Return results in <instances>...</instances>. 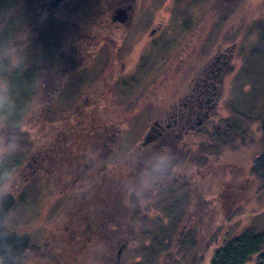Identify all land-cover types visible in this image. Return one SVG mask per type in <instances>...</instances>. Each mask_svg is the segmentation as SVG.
<instances>
[{
	"label": "flooded vegetation",
	"instance_id": "af4514ba",
	"mask_svg": "<svg viewBox=\"0 0 264 264\" xmlns=\"http://www.w3.org/2000/svg\"><path fill=\"white\" fill-rule=\"evenodd\" d=\"M51 1L46 4L48 11L54 9L50 6ZM76 1L80 5L78 18L83 23L90 21L103 25H96L98 28L89 27L97 28V31L89 32L90 35L86 34V37L92 41L98 39V43L89 44L85 57H78L72 50L67 54L61 53L55 69L57 75L70 73L81 65L84 76L75 73L69 75L71 79L76 76H87L90 81L110 78L108 88L114 87L116 91L120 79L124 82L126 79L134 80L136 72H139L135 62V48H128L124 43L126 34L132 28L134 4L139 0ZM117 9L124 10L126 19L119 21L114 18ZM125 28L128 30L120 43L109 36L113 30ZM155 30L151 29L148 36L142 33L143 40L150 39ZM213 48L211 55L203 62L204 45L199 44L196 59L190 67H186L188 62H182L180 68H172L177 74L174 80L168 79L170 83L166 84L163 108L147 123L143 134L140 133L141 136H137L135 142L126 148L120 143L122 130L118 126L122 122L119 121L115 124L102 122L98 127L92 123L87 133H72L67 129L68 126L80 128L79 122L73 121L72 115L66 118L61 111L52 108L51 99L55 97L58 86L54 87L45 104V90L50 82L45 85L43 64L40 65V61L36 63L41 66V69L37 68L36 74H29L27 70L24 72L21 82L27 89H31V93L36 91V97L29 100L26 114H31V121L40 125L37 152L35 156H30L33 164L26 174L33 176L44 173L50 164L47 172L53 173L56 192L60 196L70 193V197L58 220L59 227H56L55 235L48 240L50 243L47 242L44 249L28 248L14 264H92V259L98 256L96 264H114L119 245L125 241L128 245L129 241L122 228H119V221L124 220L123 211L130 210L132 216L140 211L139 198L130 201L122 198L125 190L128 193L133 191L135 195L146 190L148 197L164 190L169 193L167 197L176 196L173 202L180 203L183 210L196 206V212L220 201L229 205L227 214L238 208H235L237 202L242 207L246 201L242 194L251 195L254 190L260 196V208L264 209V179L252 166L264 142L261 128L264 103L260 114L254 111L253 115L251 104L239 96L242 93L237 91L238 97H234L236 92L229 82L234 71L233 46L218 44ZM140 58L145 59L144 55ZM184 60H189L188 54ZM87 66L89 71H86ZM140 70L145 78L150 76V72L145 73V65H140ZM30 76L35 81L33 86L29 85ZM96 106L97 102L73 108L80 113L91 112V117H94L99 116ZM155 109L153 105L149 106L150 111ZM47 119L54 125H44ZM254 119H259L258 125L253 123ZM61 127L67 131L60 130ZM0 128V136L3 137L5 127L1 125ZM161 153L173 156L172 167L164 174L153 170ZM18 174L23 176L22 172ZM131 178L132 189L127 190L125 183L128 186ZM114 194L117 196L114 197ZM237 195L242 196L236 201ZM110 210L116 214L112 215ZM261 212L264 213L263 210ZM111 225L118 227V231L110 232L113 228ZM178 234L172 242L173 246L178 243L183 230ZM191 240L188 237L187 242H184V252L188 259L190 257V264H214L218 248L228 242L219 244L208 261L202 257L207 250L205 243H198V250L190 249ZM30 246L33 247L32 237ZM257 252L243 264H264V256L252 262ZM119 264H122V259Z\"/></svg>",
	"mask_w": 264,
	"mask_h": 264
},
{
	"label": "rangeland",
	"instance_id": "374dc122",
	"mask_svg": "<svg viewBox=\"0 0 264 264\" xmlns=\"http://www.w3.org/2000/svg\"><path fill=\"white\" fill-rule=\"evenodd\" d=\"M12 1L16 6L10 11L4 10L5 14H0V28L3 24L1 17L10 26L13 25V36L10 42L17 49L23 43L18 39L19 35L24 31L27 32L29 44L26 49L25 71L36 74L37 68L41 69V66L38 65V67L36 63L40 61V65L43 64L45 85L50 82L45 90V104L48 103L47 99L52 95L54 87L58 86L55 97L51 99L52 108L61 111L66 118L72 115L73 121L79 122L80 128L68 126L67 129L72 133L85 134L90 130L92 123L98 127L102 122L115 124L119 121L122 122L118 126L122 130L119 136L120 143L125 148L133 144L137 136L140 137L139 134H143L147 123L151 122L163 108L166 84L170 83L171 78L174 80L177 74L172 68H180L182 62H188L186 67H190L196 59V48L202 43L204 45L203 62L211 55L216 45L233 46L234 71L231 73L229 82L235 89L234 97H238L237 91H239L242 93L239 96L251 104L253 115L254 111L258 114L261 112L264 103V0H139L134 4L132 28L124 40L126 47L136 50L135 62L136 66H139L137 70L139 72H136L134 80L126 79L124 82L120 79L116 91L114 87L108 88L110 78L90 81L87 76L83 78L76 76L71 79L69 75L84 74V72L81 73L83 67L81 65L70 73L57 75L58 72L55 69L61 53L67 54L72 50L78 57H85L89 44L98 43V39L92 41L86 37V34L90 35L89 32L97 31V28L103 25L90 21L83 23L82 19L78 18L80 5L76 0H63L50 11L46 4L51 0ZM112 4L115 5V3ZM95 26L96 29L89 28ZM151 29H156L153 36L143 40L142 36H148ZM127 30V28L113 30L109 36L120 43ZM44 31L49 33L46 37H51L46 42H42L45 37ZM105 47L108 48L106 45ZM186 54L189 57L188 61L184 60ZM142 55L145 58L143 60L140 58ZM140 65H145L146 74L150 72V76L145 75L149 79L144 77ZM85 68L86 71L90 70L88 66ZM25 71L14 70L12 73L14 77L21 78L25 75ZM33 79L29 77L30 86L35 85ZM30 94L32 99L36 91ZM94 100L98 104L96 109L99 116L91 117V112L80 113L73 108L76 105L95 104ZM150 105L157 109L150 111ZM105 107L108 108L105 110ZM45 114L48 115V113ZM29 115H24L18 132L14 134L16 138L13 137L12 141H8V131L0 122V127L3 125L6 132L3 137L0 136V151L3 152L0 161L4 158L11 159L12 156L19 157L16 169L6 181L11 183L15 203L5 219V224L20 232L28 231L33 245L30 249L35 250L44 249L46 243H50L48 240L55 235L58 220L66 207L70 193L60 196L56 192L53 173L47 172L50 164L45 168L46 172L27 176L28 168L33 164L30 156H35L37 152V140L40 133V125L36 121L32 122ZM35 118L37 119V116ZM258 120L254 119L253 123L258 125ZM50 122L47 119L44 125L53 126L54 124ZM60 130L67 131L65 127H61ZM19 172H22L23 176L22 174L20 176ZM131 181L132 178L128 186L127 182L125 183V189H132ZM145 192L146 190H142L139 196L133 194V191L128 193L125 190L123 197L121 196L126 201L140 199L139 213L132 216L131 211L126 209L122 215L124 220L119 221V228H122L123 233L129 238L128 245L125 241L127 247L121 253L122 264H143V261L144 264L146 262L190 264V257L188 259L184 252V242H187L188 237L192 239V244L188 243L190 249L198 250L197 244H202V241L205 243L207 250L202 257L210 261L214 249L219 244L233 237H239L247 231L264 232V213L261 212L264 209L260 208L262 203L259 200L258 191L253 190L252 197L250 194H242V198L246 201L241 208L240 203L237 202L235 208H238L232 209L230 214H227L229 205L222 204L220 201L211 204L208 208L204 207L200 212H196L198 207H191L185 210V214L174 228L171 226L166 231L164 228L171 220L173 222L175 217L180 218L183 210L181 204L173 202L176 196L167 197L169 193L164 190L150 197ZM242 195H237L236 201ZM170 200H172L171 204ZM110 211L112 215L116 214L113 210ZM119 228L114 226L110 232L118 231ZM162 230L165 238L173 233L170 237L172 241L165 240L158 244L154 236ZM182 230L183 234L179 237L178 243L173 246V240ZM96 258L92 259V264L97 263ZM194 258L196 259V254Z\"/></svg>",
	"mask_w": 264,
	"mask_h": 264
},
{
	"label": "trees",
	"instance_id": "16d2710c",
	"mask_svg": "<svg viewBox=\"0 0 264 264\" xmlns=\"http://www.w3.org/2000/svg\"><path fill=\"white\" fill-rule=\"evenodd\" d=\"M15 6L16 5L12 0H0V14H5L4 10L10 11L12 10V8L14 9ZM1 18L3 19L1 28H3L4 26H7L9 28L7 32H0V48H3L5 44L10 42L13 36L14 27L13 25L10 26L8 23H6L3 17ZM46 34L47 31H44L45 37L44 39H42V42H46L47 39H51L50 36L46 37ZM47 35H49V33ZM4 63L7 64L8 61L4 60ZM13 71L14 70L9 69L0 72V78L8 80L11 88L12 100L14 101V109L12 110L11 114L0 117V122L5 125L6 130L8 131V141H12L14 138H16L14 134L18 132L17 130L19 129L20 122H22V119L26 114V108L31 97V89H27L24 86V83L21 82L20 77H14V74L12 73ZM18 161L19 157L16 156H12L11 159L4 158L0 161V182H6L12 176L14 170L16 169ZM184 212L185 210H182L180 218L175 217V220L173 222L171 220L169 225L164 228V230H169L171 226L172 228H174V226L184 215ZM158 229H160V227H158ZM162 233L163 230L161 231V233L158 232L156 236H154L158 244L165 240H168L169 242L172 241L170 240V237L173 233L167 235V238H165V235H163ZM30 248L31 246L29 247V249ZM262 248H264V232L247 231L241 236L233 238L226 242L222 248H218L216 258H214L213 262L214 264H243L244 262L251 259L252 254ZM145 264H149V262H146Z\"/></svg>",
	"mask_w": 264,
	"mask_h": 264
},
{
	"label": "water",
	"instance_id": "95a60500",
	"mask_svg": "<svg viewBox=\"0 0 264 264\" xmlns=\"http://www.w3.org/2000/svg\"><path fill=\"white\" fill-rule=\"evenodd\" d=\"M62 0H53L51 7L57 6ZM114 18L123 21L126 19L124 10L117 9ZM261 128L263 131L264 141V106L261 115ZM254 171L264 179V142L258 155L253 159L252 163ZM15 203V195L11 193L3 198H0V264H14L16 260L22 257L28 250L31 242V234L28 231H18L10 228L5 224V219ZM126 247V242L122 243L116 251V261L114 264H119L121 253ZM264 256V249L257 252L252 262L258 261ZM248 264V263H246Z\"/></svg>",
	"mask_w": 264,
	"mask_h": 264
},
{
	"label": "clouds",
	"instance_id": "9594fccd",
	"mask_svg": "<svg viewBox=\"0 0 264 264\" xmlns=\"http://www.w3.org/2000/svg\"><path fill=\"white\" fill-rule=\"evenodd\" d=\"M9 28L4 26L0 28V32H7ZM18 39L23 43L19 49L11 44V42L0 48V72L6 70H19L20 72L25 71L27 52L26 49L29 44V36L26 31L22 32ZM4 60L8 63L5 64ZM14 109V101L11 96V88L8 81L0 78V117L10 115ZM3 152L0 151V156ZM173 162V156L170 153H161L157 159L154 166V171L156 173L164 174L171 167ZM12 193V186L10 182H0V198H3Z\"/></svg>",
	"mask_w": 264,
	"mask_h": 264
}]
</instances>
